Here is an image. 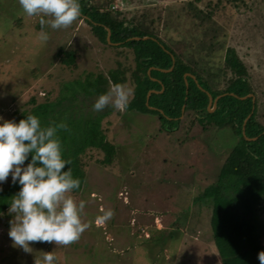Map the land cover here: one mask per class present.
I'll use <instances>...</instances> for the list:
<instances>
[{
  "label": "rangeland",
  "instance_id": "374dc122",
  "mask_svg": "<svg viewBox=\"0 0 264 264\" xmlns=\"http://www.w3.org/2000/svg\"><path fill=\"white\" fill-rule=\"evenodd\" d=\"M107 1L89 0L96 5ZM183 2L114 0L111 8L146 30L153 28L177 54L198 60V67L208 72H217L231 44L249 68L250 84L261 99L264 2L255 0L256 13L224 6L205 25L187 18L182 9L188 6ZM41 31L40 17L24 14L19 0H0V123L30 108L31 97L36 102L54 99L64 83L82 79L88 72L107 74L118 63L134 68L131 50L99 41L81 16L67 29L45 25L47 41L40 38ZM60 48L74 51V67L60 62ZM124 84L133 87L129 79ZM98 97L86 100L87 104L94 105ZM105 110L109 114L102 119V127L115 155L106 164L102 150L88 149L82 157L85 181L79 191L70 193L77 202H85L82 220L91 226L70 246L33 243L34 251L25 253L12 246L8 233L13 216L8 208L9 215L0 217V264H35L43 251H53L55 264H221L211 237L209 205L203 206L196 198L216 178L223 154L236 144L231 128L216 127L202 135L195 127L192 137H181L178 131L157 134L159 125L153 114L121 112L111 106ZM9 180L11 175L0 188ZM101 209L114 210V217L97 223ZM257 216L264 245L262 205Z\"/></svg>",
  "mask_w": 264,
  "mask_h": 264
},
{
  "label": "trees",
  "instance_id": "16d2710c",
  "mask_svg": "<svg viewBox=\"0 0 264 264\" xmlns=\"http://www.w3.org/2000/svg\"><path fill=\"white\" fill-rule=\"evenodd\" d=\"M113 1L96 5L89 0H79L81 17L99 41L131 50L134 68L118 63L107 74L88 72L82 79L64 83L54 99L46 97L36 102L35 97H31L29 101L33 105L17 112L14 120L18 123L28 115H36L42 126L67 123L68 130H59L58 137L62 157L70 161L64 171L71 168L73 178L81 181L74 192L79 191L85 181L82 157L88 149L102 150V161L106 164L115 155L114 145L107 140L102 127V119L109 111H93L92 102H86L106 93L110 84L131 81L133 95L126 110L155 115L159 125L157 134L178 131L180 136L192 137L195 127H198L197 134L207 135L213 128L228 126L237 136V142L223 154L216 178L201 188L196 199L203 202V206L209 205L211 237L221 264H260L258 254L264 251V245L257 211L260 205L264 207V94L260 99L251 86L249 68L231 44L225 48L223 64L217 67V72H208L198 67V60L177 54L153 28L146 30L126 18L124 12L112 9ZM184 1L188 9L183 7L182 10L198 25L212 21L224 6L258 12L255 0H208L203 5L199 4L201 0ZM248 18L253 20L251 16ZM145 36L147 38L143 39ZM57 53L61 63L75 66L73 50L60 48ZM150 67L154 68L149 70ZM170 67L169 71L161 70ZM33 71L36 72L35 68ZM186 73L190 75L185 76ZM151 89L158 92H151L147 98ZM207 93L213 99L219 96L211 112L207 110ZM247 94L252 96L240 98ZM246 137L256 138L248 140ZM30 160L31 156L25 165ZM20 187L18 182L13 184L9 180L0 188V217L6 215Z\"/></svg>",
  "mask_w": 264,
  "mask_h": 264
},
{
  "label": "clouds",
  "instance_id": "9594fccd",
  "mask_svg": "<svg viewBox=\"0 0 264 264\" xmlns=\"http://www.w3.org/2000/svg\"><path fill=\"white\" fill-rule=\"evenodd\" d=\"M24 14L40 17L42 31L39 36L48 40L43 27L53 30L67 29L81 16L79 0H19ZM47 18V19H46ZM133 89L125 84H115L96 99L93 111L100 112L111 106L124 112L131 101ZM68 130L66 122L42 126L39 117L28 115L18 123L5 120L0 123V184L11 175L13 184L21 185L13 196L8 213L10 221L9 238L12 246L32 253L33 243H55L70 246L79 241L91 226L84 222L85 202H77L70 194L80 187L81 181L72 176L71 168L64 171L70 161L62 157L59 130ZM29 156L31 160L25 166ZM102 216L97 223L107 222L114 217L112 209H101ZM35 264H55L57 257L44 252ZM264 264V251L258 254Z\"/></svg>",
  "mask_w": 264,
  "mask_h": 264
},
{
  "label": "water",
  "instance_id": "95a60500",
  "mask_svg": "<svg viewBox=\"0 0 264 264\" xmlns=\"http://www.w3.org/2000/svg\"><path fill=\"white\" fill-rule=\"evenodd\" d=\"M109 35H110V31H109V29H107V41L109 42ZM135 39H139V37H134ZM145 38H147V36H145V37H143V39H145ZM171 68L172 67H170V68H168V69H161L162 71H169V70H171ZM151 69V68H150ZM149 69V70H150ZM187 75H190L189 73H186L185 74V76H187ZM185 83H186V81H185ZM186 85H187V83H186ZM151 92H158V91H156V90H153V89H151V90H149L148 92H147V98H148V96H149V94L151 93ZM207 95H208V103H207V110L208 111H213L214 110V108L216 107V100H217V98L219 97V96H217V97H215L214 99L211 97V95L209 94V93H207ZM248 96H252V94H247V95H244V96H241L240 98L241 99H244V98H247ZM253 98V97H252ZM150 107V106H149ZM150 108H152V107H150ZM183 108H184V105H182V110H183ZM256 137H246V139H248V140H252V139H255Z\"/></svg>",
  "mask_w": 264,
  "mask_h": 264
}]
</instances>
